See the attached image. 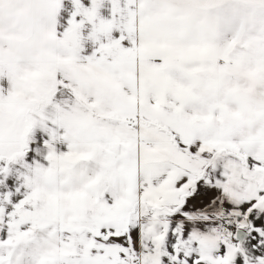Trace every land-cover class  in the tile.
Here are the masks:
<instances>
[{
    "label": "snow or ice",
    "instance_id": "snow-or-ice-1",
    "mask_svg": "<svg viewBox=\"0 0 264 264\" xmlns=\"http://www.w3.org/2000/svg\"><path fill=\"white\" fill-rule=\"evenodd\" d=\"M0 264H264V0H0Z\"/></svg>",
    "mask_w": 264,
    "mask_h": 264
}]
</instances>
